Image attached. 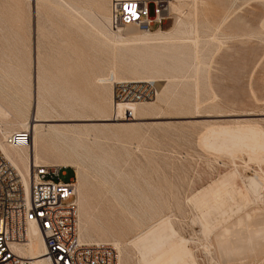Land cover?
Listing matches in <instances>:
<instances>
[{"label":"rangeland","instance_id":"obj_1","mask_svg":"<svg viewBox=\"0 0 264 264\" xmlns=\"http://www.w3.org/2000/svg\"><path fill=\"white\" fill-rule=\"evenodd\" d=\"M175 1H181L183 21L189 18L198 25L197 48L194 38L179 42L180 54L166 58L171 63L166 98L153 90L136 103L145 111L132 115L130 107L118 110L117 90L126 86L135 92L142 85L137 82L154 81L138 79L144 76L135 71L161 61L160 56L153 57L137 42H107L94 27L90 42L81 37H73L74 43L59 42L78 29L69 10L74 0H0V100L9 109H33L37 95L38 102L73 108L79 120L58 127L79 135L72 148L83 158L84 190L121 246L109 240L92 242L121 248L119 264H147L133 241L161 218L172 220L198 264H223L215 234L238 215L220 220L215 232L205 235L192 200L229 173H239V187L246 178L264 175V164L250 161L247 154L211 153L200 142L215 127L256 123L264 128V0ZM154 7L150 5L151 13ZM176 15L174 11L161 29H171ZM114 67L119 82L101 86L98 79ZM106 102H111L109 111L101 116ZM117 118L120 122L102 121ZM61 164L60 159L48 163ZM68 168L61 174L63 182L76 176V169ZM145 203L160 208L147 209L150 215L143 216L146 210L138 205ZM251 208L262 210L264 205L246 211ZM258 259L226 264H264V256Z\"/></svg>","mask_w":264,"mask_h":264},{"label":"bare ground","instance_id":"obj_2","mask_svg":"<svg viewBox=\"0 0 264 264\" xmlns=\"http://www.w3.org/2000/svg\"><path fill=\"white\" fill-rule=\"evenodd\" d=\"M138 1H155L158 3L172 1L171 15H174V11L177 13L174 18V26L166 31L162 30L161 27L149 32L139 30L143 33L137 34L138 30L135 31L133 27H127L125 31H121L123 29L117 31L112 29L109 18V27L112 31L107 25V20L102 21L101 26L97 27V29L95 28L96 32L107 42L116 45H122L121 42L124 41L137 42V45L149 50L150 55H153V57L160 56L162 58L161 61L147 64V69L135 71V73L144 76L138 77V79L149 78L154 79V81L137 82L142 85L138 86L135 92H129L126 90V86H119L115 102L118 110L124 112L126 107H130L132 115L145 111V107H138L136 103L149 98L153 90H157V96L160 99L166 98L168 89L165 82L167 84L170 83L167 75L170 71L166 70L169 62L167 63L166 58H173L175 55L180 54L177 50L180 48L179 42L184 39L194 38L195 48H197L198 43V25L189 18H185L186 21H183L182 14L184 12L180 7L181 1L179 4L175 0ZM207 68L209 69V67ZM199 71L200 68H196L195 72L198 73ZM165 75V79H157ZM98 82L103 87L113 82H119L117 68H112L110 74L105 78L98 79ZM37 99L38 96L36 95L32 105L33 109L29 106L27 108L19 106L9 109L0 100L1 152L20 173L26 189H28L30 164L59 167L48 165V163L54 159H60L62 167L75 168L76 204H78L77 207L79 206V212L77 208L79 240L86 244H107L92 241L109 240L117 248L120 247L121 242L111 232L109 221H106L107 219L100 215L98 210H95L89 195L84 190V183L81 181V159L83 158H80L78 153L72 148L73 144L79 142V135L77 136L73 129L58 127L67 126L59 123H75L79 120H75L77 117V115H74L75 111L68 105L59 106L54 102H38ZM110 103H105L106 109L101 110V116L109 111L108 105ZM102 121L120 122L118 118L115 120L102 119ZM16 128L21 131H17ZM21 132L30 133L31 143L29 146H13L7 143L9 136ZM200 142H202V144L200 143L201 146L203 145L211 153L216 152L229 156L245 153L250 161L264 164V128L259 124L211 128ZM239 176L238 172L225 175L222 179L212 185L210 184L211 186L199 192L192 200L194 207L200 212V225L205 235L213 234L220 220L238 215L237 220L233 221L234 223L227 226L224 231L215 234L216 249L224 262L223 264L230 261L236 262L248 259L255 261L264 256V209L251 208L249 212L246 211L252 206L264 205V175L257 174L254 177L246 178L243 187L237 185ZM138 207L141 210H146L143 216L150 215L147 209L158 210L160 208L158 205H149L147 203L144 205L139 204ZM187 241L179 236L172 220L161 218L158 224L149 227L145 233L133 241V244L147 264H198L188 248ZM115 247L114 249L117 251L118 259L120 260L118 251L121 248L117 250ZM16 252L28 259L31 264H51L46 257L47 248L45 241L34 226L29 227L26 243L16 246Z\"/></svg>","mask_w":264,"mask_h":264},{"label":"built area","instance_id":"obj_3","mask_svg":"<svg viewBox=\"0 0 264 264\" xmlns=\"http://www.w3.org/2000/svg\"><path fill=\"white\" fill-rule=\"evenodd\" d=\"M170 5L168 1L112 0L110 26L116 31L127 27L152 31L170 18ZM7 143L29 146L31 135L15 133ZM67 169L30 164L26 189L22 176L0 150V264H31L16 252V246L26 243L30 226L44 239L51 264H119L113 246L79 240L75 174L69 182L60 178Z\"/></svg>","mask_w":264,"mask_h":264},{"label":"crops","instance_id":"obj_4","mask_svg":"<svg viewBox=\"0 0 264 264\" xmlns=\"http://www.w3.org/2000/svg\"><path fill=\"white\" fill-rule=\"evenodd\" d=\"M110 2L111 0H74V3L70 4L71 6H73V9L71 8L69 10L71 11L70 17L75 20L73 22V26L78 27V29L73 35H71V38H61L59 42L74 43L73 37L83 38L84 43L90 42L91 40L88 38L91 33L90 28L100 27L102 21L104 22L106 20H109L110 18ZM86 28H88L89 30L86 31ZM67 170L71 169L68 168Z\"/></svg>","mask_w":264,"mask_h":264},{"label":"snow or ice","instance_id":"obj_5","mask_svg":"<svg viewBox=\"0 0 264 264\" xmlns=\"http://www.w3.org/2000/svg\"><path fill=\"white\" fill-rule=\"evenodd\" d=\"M134 7V6H133ZM134 14V13H133Z\"/></svg>","mask_w":264,"mask_h":264},{"label":"trees","instance_id":"obj_6","mask_svg":"<svg viewBox=\"0 0 264 264\" xmlns=\"http://www.w3.org/2000/svg\"><path fill=\"white\" fill-rule=\"evenodd\" d=\"M74 177V176H73Z\"/></svg>","mask_w":264,"mask_h":264}]
</instances>
